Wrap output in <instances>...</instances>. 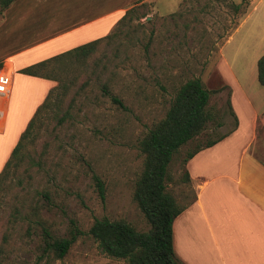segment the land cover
<instances>
[{
  "label": "rangeland",
  "instance_id": "rangeland-1",
  "mask_svg": "<svg viewBox=\"0 0 264 264\" xmlns=\"http://www.w3.org/2000/svg\"><path fill=\"white\" fill-rule=\"evenodd\" d=\"M88 1L80 0L79 6L104 12L117 7L124 15L134 8V13L116 37L101 42L87 59L56 64L68 86L54 91L38 137L27 147L31 159L42 160L44 167L24 161L1 193L0 264H128L103 253L89 231L95 219L105 217L150 230L134 198L145 161L140 143L166 116L179 88L200 78L213 91L206 129L182 146L168 167V190L180 206L195 198L187 179L188 152L228 134L240 121L244 98L223 58L237 75L249 73L251 55L264 43V0H248V8L239 12L223 0ZM29 83L16 80L9 144L24 123L25 101L27 113L32 111L35 94ZM263 119L254 147L262 161ZM98 181L104 183V198ZM45 229L60 238L71 237L72 230L80 234L57 258L44 252Z\"/></svg>",
  "mask_w": 264,
  "mask_h": 264
},
{
  "label": "crops",
  "instance_id": "crops-1",
  "mask_svg": "<svg viewBox=\"0 0 264 264\" xmlns=\"http://www.w3.org/2000/svg\"><path fill=\"white\" fill-rule=\"evenodd\" d=\"M79 2L16 0L0 15V65L13 78L0 119V150L5 147L7 151L0 156V172L29 121L57 85L52 79L20 70L106 36L124 15L117 7L98 11L91 5L93 0L88 1L92 7L83 10ZM262 44L251 55L247 74L237 75L223 56L244 106L234 130L187 163L195 198L174 222V247L184 264H264V161L254 151L259 120L264 116V91L258 78ZM17 78L30 82L35 97L29 113V100L24 102V123L9 144L6 135ZM262 124L264 128V119Z\"/></svg>",
  "mask_w": 264,
  "mask_h": 264
},
{
  "label": "trees",
  "instance_id": "trees-1",
  "mask_svg": "<svg viewBox=\"0 0 264 264\" xmlns=\"http://www.w3.org/2000/svg\"><path fill=\"white\" fill-rule=\"evenodd\" d=\"M15 1L0 0V15ZM223 1L227 2L236 12L245 10L249 6L248 0H243L242 3ZM133 13L134 8L128 10L114 26L113 32L106 36L20 70L23 74L52 79L58 81L59 84L50 91L45 101L37 109L1 170L0 200L5 183L13 177L24 161H30L31 165L39 170L44 167L42 160L31 159V155L27 154V147L38 137L42 115L50 107L54 91L59 88H63L65 91L68 86L62 82L56 64H60L65 58H68L66 61L69 62L80 58L87 59L96 51L101 42L116 37L120 26L129 21ZM258 78L260 84L264 86V55L258 61ZM212 93L213 91L205 87L200 78L187 80L177 91L166 116L154 125L142 139L140 147L145 155L144 169L137 181L134 198L151 228L148 231H139L125 220H110L106 217L95 219L89 232L99 243L103 253L116 259L125 260L128 264H184L177 256L174 247V222L183 212L185 206H180L176 197L168 190L166 181L168 167L174 154L206 129L207 123L211 119L208 106ZM112 100L124 107L120 98L112 96ZM237 124L236 120V126ZM228 134L188 152L186 163L200 151L223 140ZM187 179L191 182L188 171ZM98 184L104 198V183L98 181ZM78 234H80L78 230H72L71 237L60 238L54 237L45 229L44 252H53L57 258H63L76 241Z\"/></svg>",
  "mask_w": 264,
  "mask_h": 264
},
{
  "label": "built area",
  "instance_id": "built-area-1",
  "mask_svg": "<svg viewBox=\"0 0 264 264\" xmlns=\"http://www.w3.org/2000/svg\"><path fill=\"white\" fill-rule=\"evenodd\" d=\"M12 82L13 78L11 72L0 67V119L5 111L4 97L9 95Z\"/></svg>",
  "mask_w": 264,
  "mask_h": 264
},
{
  "label": "bare ground",
  "instance_id": "bare-ground-1",
  "mask_svg": "<svg viewBox=\"0 0 264 264\" xmlns=\"http://www.w3.org/2000/svg\"><path fill=\"white\" fill-rule=\"evenodd\" d=\"M11 89H12V86H11ZM11 89H10V92H11ZM9 95H10V93H9ZM9 95L4 97V101H5L7 98H9Z\"/></svg>",
  "mask_w": 264,
  "mask_h": 264
}]
</instances>
